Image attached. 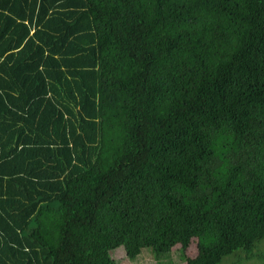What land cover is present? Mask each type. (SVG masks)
Wrapping results in <instances>:
<instances>
[{"label":"trees","instance_id":"16d2710c","mask_svg":"<svg viewBox=\"0 0 264 264\" xmlns=\"http://www.w3.org/2000/svg\"><path fill=\"white\" fill-rule=\"evenodd\" d=\"M176 245L264 264V0H0V264Z\"/></svg>","mask_w":264,"mask_h":264},{"label":"rangeland","instance_id":"374dc122","mask_svg":"<svg viewBox=\"0 0 264 264\" xmlns=\"http://www.w3.org/2000/svg\"><path fill=\"white\" fill-rule=\"evenodd\" d=\"M178 245L172 247L171 252L168 257L162 256L160 258H155L152 253L145 251V253H141L140 256L135 258L134 260H130L126 257L124 249L119 247L112 251L111 256L115 259L119 264H158L159 262L164 261H172V264H185V261L180 258L179 253H177L175 248ZM197 252V239L192 238L189 245L186 247L185 255L194 256Z\"/></svg>","mask_w":264,"mask_h":264}]
</instances>
